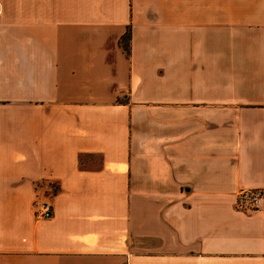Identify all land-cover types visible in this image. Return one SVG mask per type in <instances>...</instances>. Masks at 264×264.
Returning a JSON list of instances; mask_svg holds the SVG:
<instances>
[{
    "label": "crops",
    "instance_id": "1",
    "mask_svg": "<svg viewBox=\"0 0 264 264\" xmlns=\"http://www.w3.org/2000/svg\"><path fill=\"white\" fill-rule=\"evenodd\" d=\"M258 186L264 0H0V264H264Z\"/></svg>",
    "mask_w": 264,
    "mask_h": 264
},
{
    "label": "built area",
    "instance_id": "2",
    "mask_svg": "<svg viewBox=\"0 0 264 264\" xmlns=\"http://www.w3.org/2000/svg\"><path fill=\"white\" fill-rule=\"evenodd\" d=\"M46 192L51 195L54 186L53 182L48 181L45 183ZM46 198L39 197L34 200L33 203V214L36 219L49 218L53 214L52 203L48 199L49 196L46 194ZM264 203V188L263 187H252L244 188L238 191L235 206L238 209H251L257 208Z\"/></svg>",
    "mask_w": 264,
    "mask_h": 264
},
{
    "label": "trees",
    "instance_id": "3",
    "mask_svg": "<svg viewBox=\"0 0 264 264\" xmlns=\"http://www.w3.org/2000/svg\"><path fill=\"white\" fill-rule=\"evenodd\" d=\"M129 39H130V30L127 29L119 40V43L122 49L125 51V53L129 52Z\"/></svg>",
    "mask_w": 264,
    "mask_h": 264
}]
</instances>
